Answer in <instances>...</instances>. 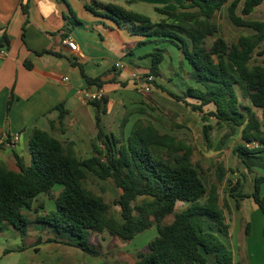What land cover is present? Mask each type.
Instances as JSON below:
<instances>
[{"label": "trees", "instance_id": "16d2710c", "mask_svg": "<svg viewBox=\"0 0 264 264\" xmlns=\"http://www.w3.org/2000/svg\"><path fill=\"white\" fill-rule=\"evenodd\" d=\"M242 3V15L248 17L264 0H184L175 11L157 9L163 16L159 22L116 4L94 2L87 8L119 26L128 25L133 36L146 39L140 46L157 45L150 55L148 77L161 76L160 66L167 50L160 45L169 43L181 52L191 66L194 86L177 94L159 86L154 79L147 83L194 113H202L204 122L215 120L217 127L226 131L216 151L234 137L242 139L233 152L248 173L254 175L253 192L244 193L238 181L229 196L237 209H241L245 199L253 200L264 216V60L254 63L256 56L264 57V21L239 16ZM96 7L104 12H97ZM226 7L232 24L252 33L226 40L218 24V14ZM24 11L28 14L26 8ZM208 40L213 41L211 45ZM10 44L9 37L4 35L0 49L9 48ZM110 73L95 79L84 76L88 86L102 88L107 83L104 77ZM237 87H241L252 108L241 106ZM92 105L96 108L99 131L92 144V157L83 159L75 143L61 142L50 133L35 129L29 142V166L19 155H15L19 172L0 161V231L13 226L26 236L31 224L46 225L58 236L49 238L48 243L63 244L89 258L100 259L104 253L92 242L94 234L108 232L123 242H131L156 227V238L144 253L136 255L134 264H209L210 260L216 264H236L233 252L223 240L229 238L231 229L227 217L231 213L229 201L225 199L221 204L225 168L217 166L216 181L208 187L204 181L206 171L194 160L196 148L192 144L162 133L146 119L137 120L126 139L107 134L101 128L107 99ZM208 106L214 109L206 114L204 109ZM253 108L261 111V118ZM59 110L60 118L51 126L56 128L58 124L63 130L67 111L63 106ZM136 111L145 112L142 108ZM129 118L125 117L123 127ZM214 130L210 124L203 126L207 149L213 148ZM96 178L112 183L119 191L114 206L120 208V218L115 217L113 205L88 186ZM56 185L63 187L58 195L53 194ZM42 196L55 201V210L46 212ZM178 203L186 204L179 212ZM32 212L34 221L29 215ZM170 217L172 221L167 222ZM244 231L250 235V223L245 224ZM42 240L40 237L37 246Z\"/></svg>", "mask_w": 264, "mask_h": 264}, {"label": "crops", "instance_id": "0c3cea01", "mask_svg": "<svg viewBox=\"0 0 264 264\" xmlns=\"http://www.w3.org/2000/svg\"><path fill=\"white\" fill-rule=\"evenodd\" d=\"M94 2L120 5L147 15L155 22V18L163 19L157 9L175 11L184 0H0V42L4 35L11 42L9 48L0 49L7 51L6 57L0 56V161L13 171L19 172L15 155L21 156L27 166L31 164L29 142L35 129L46 131L61 142L75 143L83 159L93 156L92 144L99 133L96 108L84 102L79 91L95 92L99 88L88 86L84 75L95 79L112 72L104 77L107 83L102 87L108 105L107 113L101 117V128L107 134H114L113 126L129 114L127 126L131 123V128L142 119L140 115L144 114L136 110L143 106L146 97H153L157 103L164 96L171 104L179 105L165 92L147 84L152 66L150 55L157 45L140 46L145 38L133 36L128 25L119 26L112 19L89 10L87 6ZM95 9L104 12L98 7ZM69 38L79 46V53L71 52L64 44ZM159 47L167 50L159 78L172 83L174 72L178 70L172 61V74H166L171 67L166 65L171 55L170 45L164 43ZM44 51L50 53L39 54ZM178 53L182 67L186 68L183 78L192 81L191 66L179 50ZM117 64L124 67L119 69ZM65 78L69 80L64 81ZM159 78L153 79L157 83ZM145 86H150L151 91H145ZM60 106L67 111L63 130L58 124L56 128L51 126V122H58L60 118ZM15 137L18 141L8 147L6 139ZM245 200L254 206L250 199ZM243 202L241 209L236 208L243 215L235 216L233 224L228 219L230 235L223 240L233 252L236 264H253L254 255L264 254V236L258 244L254 242L252 216L255 210L252 208L251 215L246 216ZM229 205L231 215L230 201ZM246 223L251 224L249 236L244 231ZM209 264L216 263L210 260Z\"/></svg>", "mask_w": 264, "mask_h": 264}, {"label": "rangeland", "instance_id": "374dc122", "mask_svg": "<svg viewBox=\"0 0 264 264\" xmlns=\"http://www.w3.org/2000/svg\"><path fill=\"white\" fill-rule=\"evenodd\" d=\"M242 7L243 3L238 10V15L243 19L264 21V4L248 17L242 15ZM158 21L159 19L155 18V22ZM218 24L222 34L226 36V40L228 41L232 37L239 36L242 33H252L251 30L238 28L232 24L228 16L227 7L218 14ZM212 42V40H208V45H211ZM169 45V52H171V55H168L167 63H169L166 65L168 66L170 64L171 67H168V73H165L168 75L172 74V61L178 71L174 72L175 76L172 83H169V80L166 78H159L157 83L163 85V87L170 91L182 94L185 90H188L190 86H194V84L193 81H188L183 78L186 68L182 67L177 48L171 44ZM263 60L264 57L256 56L254 63H259ZM155 90L154 88V91ZM237 92L241 106L252 108L250 101L244 98L241 87H237ZM142 104L143 106H141V108L145 110L143 113L144 115H140L142 119L151 121L162 133H168L177 138L186 140L196 148L194 160L198 161L206 171L204 181L208 187L216 181L215 171L217 166L222 165L225 168L227 175L221 187V204L224 205L225 199L232 203L233 212L231 215L227 214V217L230 223L233 224L235 216H241L243 213L236 209L235 200L230 198V189L239 181L241 185L240 189L244 193L251 194L253 192L254 176L248 173L245 166L233 152L234 148L242 143V139L239 136L234 137L228 141L222 150L216 151L215 148L226 131L219 129L215 120L209 119L207 122H204L202 113H194L181 103L175 106L164 96L160 100H157V103H155L153 97H146ZM213 109L212 106H208L204 110L205 113L208 114ZM253 111L261 118L260 110L253 108ZM129 117L131 118L130 114ZM118 123L119 124L113 126L114 134L119 138L123 136L125 139L128 138L132 129L131 123L129 126L126 125L127 127H123V121L118 120ZM207 124L215 127L212 133V140L214 142L212 149H207L203 141V126ZM117 125L118 128H116ZM88 186L102 196L106 202L113 205L115 217L120 218V208L114 206V201L119 196V191L115 186L110 182L102 181L98 178L90 180ZM62 189L63 187L61 185H56L53 194L58 195ZM262 192L264 196V186ZM41 198L46 203V212L55 210L56 203L54 200H50L45 196ZM251 202L254 206L250 205L249 200L243 202L245 205L244 209H246L244 210V214L246 216L251 215V209L254 208L255 212L252 216L253 240L258 244L261 236H264V216L253 200H251ZM185 206L186 204L178 203L177 212L183 210ZM29 215L31 217L30 219L34 221L35 214L32 212ZM172 219L173 217L168 218L167 222H171ZM242 232V235H244L243 229ZM54 236H57V234L50 231L46 225L31 224L26 236L21 235L13 226H7L4 230L0 231V264H134L136 255L138 253H144L149 243L156 238L157 229L154 227L140 234L131 242H123L118 238L112 237L108 232L94 234L92 242L104 253V257L100 259L89 258L80 250L63 244L48 243V239L51 237L54 238ZM40 237H42L43 240L42 243L37 246V241ZM59 238H62V236ZM252 262L253 264H264V254L262 252L257 253L253 256Z\"/></svg>", "mask_w": 264, "mask_h": 264}, {"label": "built area", "instance_id": "2783aa9c", "mask_svg": "<svg viewBox=\"0 0 264 264\" xmlns=\"http://www.w3.org/2000/svg\"><path fill=\"white\" fill-rule=\"evenodd\" d=\"M64 44L70 49L71 52L73 53H79V46L72 40V39H66L64 41ZM0 56L6 57L7 56V51L2 50L0 51ZM117 68L122 69L124 66L122 64H117ZM68 78H65L64 81H68ZM153 81V77L147 78V82ZM148 84V83H147ZM144 90L149 92L151 91L150 86H145ZM79 97L86 103H93L96 101H101L106 97V93L102 88H99L97 91L92 92L86 89H83L79 91ZM18 141V138L15 137L13 139H6L7 146L12 147L14 145V142Z\"/></svg>", "mask_w": 264, "mask_h": 264}]
</instances>
